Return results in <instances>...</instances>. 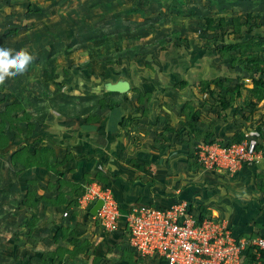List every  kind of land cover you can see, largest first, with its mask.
Listing matches in <instances>:
<instances>
[{
  "label": "crops",
  "instance_id": "1",
  "mask_svg": "<svg viewBox=\"0 0 264 264\" xmlns=\"http://www.w3.org/2000/svg\"><path fill=\"white\" fill-rule=\"evenodd\" d=\"M31 1L0 0V4H5L0 11L13 9L18 4L25 8L32 5ZM103 45L98 48V68L95 63L91 66L93 55L79 59L76 50L67 56L63 54L62 63L57 60L61 58L60 52L54 56L46 54L41 64L35 62L40 56L33 53L34 59L24 73L9 75L3 81L8 91L1 95L0 111L18 103L23 106L18 117H30L29 121H19L13 131L7 123L4 132L9 143L0 149L12 168L9 175L16 179L19 219L25 215L26 231L29 220L33 216L38 218L27 244L32 249L42 245L50 249L37 264H129L127 255L133 258L129 260L133 264H165L159 258L142 259L131 255L132 248L123 232H106L93 225L88 214H92L94 204L89 212L79 206L80 191L93 183L111 190L123 211L143 204L168 207L180 198H188L195 214L227 223L241 238L264 235V146L258 150L259 156L237 174L205 170L194 159H189L188 146L184 143L188 135L181 130L187 102L201 109L203 117L198 128L212 130L215 139H230L240 131L246 136L249 134L231 120L240 112L231 108L225 118L218 115L221 110L218 102L213 112L202 107L201 99L193 94L189 85L179 88L176 81L173 82L175 67L171 62L164 65L166 69L162 68L165 78L148 69L147 75L133 77L136 68L133 70L132 64L118 65L113 58L106 60ZM39 67L43 68V74H38ZM33 71H36L35 76L30 77L28 74L32 75ZM184 71L185 79L191 81L193 70ZM120 80L130 83L127 92L107 90L108 83ZM41 86L48 88L43 93L45 97L38 96ZM24 88H28L26 95L11 94ZM58 89L69 90L70 97L84 103L68 113L63 112L57 99ZM47 96L51 102L45 108L38 107ZM95 97H100L97 106L89 102ZM205 100L210 101V97ZM243 101L239 98L237 104L242 105ZM28 123H32L34 129L30 130ZM197 142L200 148L205 144L201 138H197ZM25 146L32 153L44 148V162L48 161L50 168L42 164L25 167L14 162V152ZM137 164L143 168H138ZM4 180V190L9 194L11 189ZM30 191L35 193L37 205L28 208L23 201ZM43 198L58 200V203ZM59 228L73 230L85 250L75 256L65 253L60 258L59 248L72 249L73 245L72 237L54 239Z\"/></svg>",
  "mask_w": 264,
  "mask_h": 264
},
{
  "label": "rangeland",
  "instance_id": "2",
  "mask_svg": "<svg viewBox=\"0 0 264 264\" xmlns=\"http://www.w3.org/2000/svg\"><path fill=\"white\" fill-rule=\"evenodd\" d=\"M31 2L32 5L25 8H21L18 4L13 9L0 11V44L13 49L24 48L34 55L37 53L40 57L35 62L37 61L38 64L44 61L46 54L54 56L60 52L61 58L57 59L60 62L64 59L63 54L67 56L76 50L79 59L80 57L83 60L88 59L93 55L91 61L94 62L91 66L95 63L97 67L100 64L98 48L102 44H104L103 56H107L106 60L113 58L118 61V65L132 64L133 70L136 68L137 72L133 73V77L147 75V69L158 72V76L160 74L164 76L162 68L166 69L164 65L173 62L171 63L175 67L173 82L178 81L180 75L183 78L181 80L188 82L184 70H193V77L190 78L191 81L189 80L191 84L188 82L187 85L193 94L201 99V106L209 108L211 112L216 110L220 94L230 95L236 84L248 89L253 86V79H264V75L259 77L254 68L247 72H243L241 66L231 68L227 59H221L218 53V49L222 48L225 42L239 38L232 31L234 23L231 24L229 18L233 15L254 16L255 19L249 20L250 25L244 29L245 39L252 36L264 38V0H32ZM4 6L5 4H0V8ZM220 16H226L228 18L226 22L230 26H226L223 31H208L205 19L212 17L218 24ZM256 19L258 22H255ZM249 29L253 30L249 31ZM179 53L185 56L181 57ZM170 57L173 58L172 61ZM38 70L40 71L38 74H43L42 67ZM35 73L36 71H33L32 75H28L34 77ZM94 74L98 72L94 71ZM205 81L213 82L211 87L213 91L203 88ZM217 81H220L222 86L215 85L218 84ZM4 86V82H0V101L1 95L8 91ZM24 89L11 94L26 95L28 88L25 91ZM40 89L38 96H43L45 90L48 91L47 87L41 86ZM67 92L69 93V90L58 89L56 93L60 108L66 113L84 103L80 99H73L74 97L69 96L71 93ZM211 92L214 95L211 96ZM243 93L245 94L246 90H243ZM28 94L30 97L33 96ZM33 94L35 95V92ZM209 97L210 101L205 100ZM47 98L48 96L38 103V107L45 108L44 106L51 102ZM99 98H91L89 102L97 106ZM114 98L113 96L112 100ZM33 104L37 105L36 102ZM2 107L1 104L0 109ZM231 120L240 128H245L249 134L256 130V126H264V100L256 105L254 112L240 111V114L232 117ZM233 137L234 135L230 139L218 138L215 142L229 143ZM3 154L0 149V264H37V261L45 257V253L50 249L44 245L32 249L27 244V238L28 241L31 238L28 237L29 230L26 231L24 228L27 220L24 218L25 215L21 220L19 219V197L15 194L16 179L15 176L9 175L12 168H9ZM4 179L7 188L11 189L9 194L4 190ZM91 220L93 225L99 226L93 215ZM43 241L46 244V240Z\"/></svg>",
  "mask_w": 264,
  "mask_h": 264
},
{
  "label": "built area",
  "instance_id": "3",
  "mask_svg": "<svg viewBox=\"0 0 264 264\" xmlns=\"http://www.w3.org/2000/svg\"><path fill=\"white\" fill-rule=\"evenodd\" d=\"M251 137L248 138V136ZM239 143L212 142L201 146L197 162L205 170L237 174L258 156L257 130ZM103 204L93 217L106 232H123L138 257L159 258L165 264H243L253 248L252 264H264V235L241 238L225 222L193 212L188 198L168 207L143 204L123 213L111 190L87 185L79 206Z\"/></svg>",
  "mask_w": 264,
  "mask_h": 264
},
{
  "label": "trees",
  "instance_id": "4",
  "mask_svg": "<svg viewBox=\"0 0 264 264\" xmlns=\"http://www.w3.org/2000/svg\"><path fill=\"white\" fill-rule=\"evenodd\" d=\"M254 18V16L251 14H248L246 16H238L233 15L229 19L232 21L231 24L233 27V34L238 35V40H229L228 42H225L222 48L218 49V53L224 60L227 59V62L231 66V68L239 67L243 69V72L250 71L252 68L256 69V72L259 74V77L264 75V38H257V37H250L249 39H245L246 37L243 36L244 29L249 26L251 20ZM228 18L226 16H220L218 20V24H216V20L212 17L206 18V28L208 31L213 30H220L223 31L226 26H230L226 20ZM244 19V20H242ZM255 19V18H254ZM255 22H258V19L255 20ZM253 29H249V31H252ZM173 59L170 57V60ZM229 60V61H228ZM239 62H238V61ZM91 61V59H90ZM112 61V60H111ZM172 61V60H171ZM173 64V62H171ZM239 63V64H238ZM244 67V68H243ZM242 72V73H243ZM182 78H179V80H176V85H179V88H185L187 85L186 80H181ZM203 88L205 90L211 89L213 82H204ZM218 87L222 86L220 81H217ZM203 89V90H204ZM243 90H246V93L243 94ZM211 91H213L211 89ZM214 95L213 92H211V96ZM223 94L218 97L219 100L217 102L221 106V110L218 112V115L220 117L227 118V111L229 109H235L236 111H249L254 112V109L256 105L264 100V79L255 78L253 79V86L251 88L246 89L243 86L236 84L233 92L228 95ZM238 98H243V104L239 105L237 104ZM22 105L18 103H12L8 106H6L4 111H0V148H3L8 145L9 143V137L5 134L4 130L5 127H8V124L10 126V129L13 131L15 130V127L17 128L18 122L22 120L29 121V116H24V118L18 117L17 113L22 109ZM184 115L185 118L181 122V130L185 131L188 135V140H185L184 143L188 146V157L190 160L194 159L196 163H198L196 160L198 158V153L200 152V146L198 145L197 138H201L205 144H210L212 142L217 141L214 137V132L210 129L203 130L198 128V122L202 120L203 112L200 108H196L191 102H187L184 106ZM8 123V124H7ZM28 128L34 129V125L32 123H28ZM256 130L259 133V136L256 137L257 143L256 148L259 150L264 146V126H256ZM176 132L174 129L172 130ZM18 135V132H16ZM177 136L179 138L182 137V135L177 131ZM246 133L243 131L238 132L234 135L232 141L229 143H239L246 139ZM224 144V143H223ZM45 149L43 148L38 153L34 152L32 153L29 150L28 146H25L22 149L16 150L14 154L12 155V160L18 164H22L25 167L30 166H39L44 165L47 169L50 168L48 161L44 162V159L46 157V153L44 152ZM199 164V163H198ZM200 165V164H199ZM138 168H143L141 165H136ZM201 167V166H200ZM79 197H81L84 192L85 188L80 191ZM45 201L58 203V200L54 199H46L43 198ZM80 201V200H79ZM23 205L31 208L37 205V202L35 201V193L33 191L28 192L26 199L23 201ZM122 210V209H121ZM128 211V210H127ZM123 211V213L127 212ZM92 215V214H90ZM206 217V215H201V218ZM38 218L36 216H33L29 223H28V230L30 234H33V230L35 226L37 225ZM125 239L126 235L124 234ZM68 237H72L71 244L73 245L72 249H66V248H59L58 252L60 253V258L63 257L65 253H69L71 256H75L76 254L82 253L85 250V245H83V242H80L78 240V236L74 233L73 230H66L65 228H59L56 234L54 235L55 240H59L60 238L66 239ZM128 242V241H127ZM133 253L131 255L136 254V252L132 249ZM128 263L133 264L132 257L126 256ZM138 257V256H137ZM142 258V257H138ZM142 259H148V258H142ZM256 259V256L253 252V248H250L249 250V257L248 260L243 264H252Z\"/></svg>",
  "mask_w": 264,
  "mask_h": 264
},
{
  "label": "clouds",
  "instance_id": "5",
  "mask_svg": "<svg viewBox=\"0 0 264 264\" xmlns=\"http://www.w3.org/2000/svg\"><path fill=\"white\" fill-rule=\"evenodd\" d=\"M33 59L34 57L24 48L13 49L0 44V82L9 75L24 73Z\"/></svg>",
  "mask_w": 264,
  "mask_h": 264
},
{
  "label": "water",
  "instance_id": "6",
  "mask_svg": "<svg viewBox=\"0 0 264 264\" xmlns=\"http://www.w3.org/2000/svg\"><path fill=\"white\" fill-rule=\"evenodd\" d=\"M130 89V83L127 80H120L116 83H108L107 84V90L113 91V92H127ZM103 204V199H98L95 204L91 208V213L93 215H96L98 210Z\"/></svg>",
  "mask_w": 264,
  "mask_h": 264
}]
</instances>
